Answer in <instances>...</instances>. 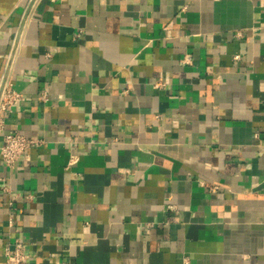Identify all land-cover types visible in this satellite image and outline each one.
<instances>
[{
	"label": "crops",
	"instance_id": "crops-1",
	"mask_svg": "<svg viewBox=\"0 0 264 264\" xmlns=\"http://www.w3.org/2000/svg\"><path fill=\"white\" fill-rule=\"evenodd\" d=\"M14 44L0 264H264V0H0Z\"/></svg>",
	"mask_w": 264,
	"mask_h": 264
},
{
	"label": "built area",
	"instance_id": "built-area-1",
	"mask_svg": "<svg viewBox=\"0 0 264 264\" xmlns=\"http://www.w3.org/2000/svg\"><path fill=\"white\" fill-rule=\"evenodd\" d=\"M37 1V0H36ZM237 36H242L239 32ZM16 44L12 46L6 61L5 71L0 77V156L5 164L10 168H15L23 154L28 150L38 147L42 144V140L28 137L19 130L6 131V114L12 113L19 104L24 100V96L15 88L12 77L13 56ZM161 86V83H157ZM45 99H48L47 92H43ZM78 161L77 155H71L68 167ZM32 198V195H29ZM5 264H30L29 255L24 240L17 237L14 242L9 243L4 251Z\"/></svg>",
	"mask_w": 264,
	"mask_h": 264
}]
</instances>
